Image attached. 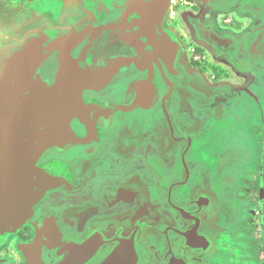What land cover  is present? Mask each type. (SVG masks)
I'll return each mask as SVG.
<instances>
[{"label": "flooded vegetation", "instance_id": "obj_1", "mask_svg": "<svg viewBox=\"0 0 264 264\" xmlns=\"http://www.w3.org/2000/svg\"><path fill=\"white\" fill-rule=\"evenodd\" d=\"M124 2L51 0L39 29L0 23V52L45 29L75 38ZM161 28L174 36L189 78L214 96L210 104L194 105L201 127L180 125L182 103L170 105L169 113L167 106L151 104L145 111L134 109L129 125L135 133L121 151L108 136H99V151L82 152L91 160L80 162L76 171L70 167V175L63 172L64 180L57 177L59 182L41 195L31 192L27 202L22 184H10L20 178L7 168L8 154L0 152V264H31L26 245L50 244L65 234L106 236V250L94 247L91 261L80 257L74 264H107L115 252L122 257H114V264H129L125 254L137 237L135 264H264V0H240L227 9L170 0ZM141 82L125 86L123 81L113 89L133 100ZM24 98L2 88L0 111L16 108ZM17 123L0 119V145L9 137L8 127ZM196 131L190 141L187 136ZM200 187L206 206L197 196ZM48 222L56 232L42 233ZM191 228L196 233L185 241ZM51 250L54 255L58 249ZM53 255H44L47 264H56Z\"/></svg>", "mask_w": 264, "mask_h": 264}, {"label": "water", "instance_id": "obj_2", "mask_svg": "<svg viewBox=\"0 0 264 264\" xmlns=\"http://www.w3.org/2000/svg\"><path fill=\"white\" fill-rule=\"evenodd\" d=\"M199 1L215 9H227L240 0ZM125 3L92 20L75 38L37 44L25 62L12 69V91L25 98L16 108L0 111V119L18 120L17 125L8 127L11 131L0 145V152L8 154L7 168L9 171L13 168V174L20 178L10 184L12 187L22 184L25 202L27 195L32 197L31 192L41 195L43 189L59 182L57 177L64 180L63 172L70 175V167L76 171L80 162L83 165L91 160V155L86 157L82 152L86 153L87 148L99 151V136H108L121 151L135 133L134 126L129 125L132 121L129 115L134 109L145 111L151 104L152 108L167 106L165 112L169 113L173 109L170 105L182 103L186 107L179 116L180 125L185 130L201 127L194 105L210 104L214 96L201 83L189 78L180 62L181 52L174 36L161 28L168 16L170 0H126ZM129 68L135 72L134 76L128 74ZM132 80L142 81L132 91L133 100L127 99L126 92L117 94L113 89L123 81L129 86ZM175 94L183 95V99ZM167 119L171 123V117ZM161 121L159 117L157 123ZM168 127L169 133L172 125ZM193 135L197 131L187 136L190 141ZM202 189L199 188L197 196L206 206L207 197ZM140 214L147 216L144 212ZM136 222L141 223V219ZM194 228L183 232L187 233L185 241L196 233ZM41 230L45 234L57 231L53 222L44 224ZM65 235L54 238L50 244L37 241L26 245L30 263L47 264L44 255H53L52 248L58 249L53 255L56 264L80 263V257L89 262L92 248L106 246L103 234L100 239L99 234H90L86 239ZM137 241L138 237L135 246L129 242L130 249L125 254L129 264L136 263L137 259L131 256L138 254ZM114 254L109 256L107 264H114L117 255L122 257L121 252Z\"/></svg>", "mask_w": 264, "mask_h": 264}, {"label": "rangeland", "instance_id": "obj_3", "mask_svg": "<svg viewBox=\"0 0 264 264\" xmlns=\"http://www.w3.org/2000/svg\"><path fill=\"white\" fill-rule=\"evenodd\" d=\"M125 4L124 2L123 5ZM43 5H45V9H40L39 13L37 9L42 8ZM47 6L51 7V0H0V23L6 22L12 25H14L13 23L31 24L34 29H39L38 24L41 23L42 17L47 14ZM65 35L64 33H51L45 29L40 33L29 34L19 46L8 48L5 53L0 52V91L2 88L13 89L10 81L13 75L12 69L18 68L21 62H25L37 44L42 43L44 40L46 42L51 39H64Z\"/></svg>", "mask_w": 264, "mask_h": 264}]
</instances>
